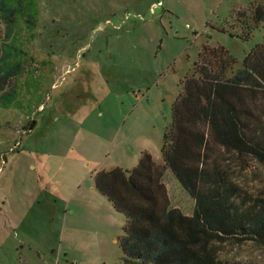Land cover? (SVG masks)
I'll use <instances>...</instances> for the list:
<instances>
[{
  "label": "rangeland",
  "instance_id": "1",
  "mask_svg": "<svg viewBox=\"0 0 264 264\" xmlns=\"http://www.w3.org/2000/svg\"><path fill=\"white\" fill-rule=\"evenodd\" d=\"M258 3H13L22 7L17 33L26 54L16 98L0 103V264H120L125 218L95 187V172L130 170L143 150L162 163L172 104L199 50L222 45L236 58L233 71L241 68L264 42V20L252 16ZM233 177L249 194L264 187L256 162ZM164 183L170 204L191 214L194 200L168 170ZM221 256L264 264V244L229 239Z\"/></svg>",
  "mask_w": 264,
  "mask_h": 264
},
{
  "label": "trees",
  "instance_id": "2",
  "mask_svg": "<svg viewBox=\"0 0 264 264\" xmlns=\"http://www.w3.org/2000/svg\"><path fill=\"white\" fill-rule=\"evenodd\" d=\"M15 1L0 0L7 22L10 9L22 11ZM252 16L264 20V3L253 5ZM2 62L0 88L22 67ZM235 63L222 45L201 47L172 104L162 163L143 150L130 170L95 172V187L125 218L120 264H235L221 256L227 240L264 244V187L249 194L233 177L253 162L264 167V42L233 71ZM166 170L194 200L191 214L170 204Z\"/></svg>",
  "mask_w": 264,
  "mask_h": 264
},
{
  "label": "crops",
  "instance_id": "3",
  "mask_svg": "<svg viewBox=\"0 0 264 264\" xmlns=\"http://www.w3.org/2000/svg\"><path fill=\"white\" fill-rule=\"evenodd\" d=\"M10 11H12V13L14 12V15L9 17L10 22H7L6 20L7 18L3 16L2 12L0 11V69H1V65L5 63L2 62L4 60L9 61L12 64H16L18 61L22 65L23 54L25 53V51L20 46L19 38H18L19 35L17 33L18 31L17 22L19 16L18 14H16L17 8L15 7V9H10ZM28 23L33 24V22H28ZM20 28L21 27L19 25V29ZM31 34L32 33H30V35ZM21 68L15 69L14 74L9 76V79L13 77L15 82L16 80L15 77L18 74L19 70H21ZM1 70H3V68ZM16 82L15 84H13L14 86L9 87L7 91L5 90L2 84L0 88V93H4L5 95L2 96L0 94V103L3 101L4 98H8L10 100L12 98H16V91L18 90Z\"/></svg>",
  "mask_w": 264,
  "mask_h": 264
}]
</instances>
